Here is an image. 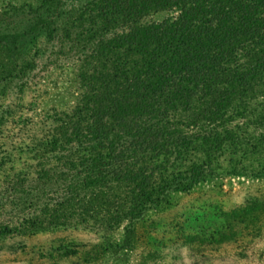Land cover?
Wrapping results in <instances>:
<instances>
[{
    "label": "trees",
    "instance_id": "trees-1",
    "mask_svg": "<svg viewBox=\"0 0 264 264\" xmlns=\"http://www.w3.org/2000/svg\"><path fill=\"white\" fill-rule=\"evenodd\" d=\"M50 1L0 13V46L14 64L0 82L23 73L16 63L28 41L52 36L58 11ZM96 7L106 21L92 24L98 38L79 70L84 90L58 131L59 167L42 169L32 191L12 185L18 215L0 226V238L89 221L111 232L129 220L122 248L129 247L135 219L212 175L211 154L240 138L219 128L234 102L264 99V0H97ZM161 11L175 16L143 23ZM200 156L207 166L194 162Z\"/></svg>",
    "mask_w": 264,
    "mask_h": 264
},
{
    "label": "rangeland",
    "instance_id": "rangeland-1",
    "mask_svg": "<svg viewBox=\"0 0 264 264\" xmlns=\"http://www.w3.org/2000/svg\"><path fill=\"white\" fill-rule=\"evenodd\" d=\"M43 1L0 0V13L35 9ZM96 2L51 0L58 11L52 36L28 41L16 63L23 73L0 82V226L18 215L9 202L12 185L32 191L42 169L59 167L61 121L80 101L79 70L98 38L92 40L90 31L105 20L96 18ZM113 13L106 10L109 17ZM174 16L161 11L143 23ZM111 18L113 24L117 17ZM112 27L117 31L119 22ZM13 68L0 46V78ZM236 106L219 128L240 138L211 154L213 174L188 191L170 192L135 219L129 247L122 248L129 220L111 232L92 221L73 223L0 238V264H264V99ZM197 159L207 166L202 156Z\"/></svg>",
    "mask_w": 264,
    "mask_h": 264
}]
</instances>
